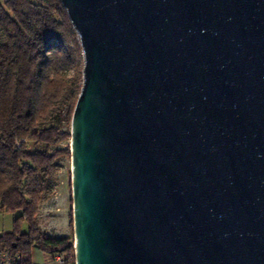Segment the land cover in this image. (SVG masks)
<instances>
[{"label": "water", "instance_id": "water-1", "mask_svg": "<svg viewBox=\"0 0 264 264\" xmlns=\"http://www.w3.org/2000/svg\"><path fill=\"white\" fill-rule=\"evenodd\" d=\"M62 2L76 264H264V0Z\"/></svg>", "mask_w": 264, "mask_h": 264}, {"label": "trees", "instance_id": "trees-1", "mask_svg": "<svg viewBox=\"0 0 264 264\" xmlns=\"http://www.w3.org/2000/svg\"><path fill=\"white\" fill-rule=\"evenodd\" d=\"M80 37L62 0H0V211H21L0 249L33 264L34 247L75 264V239L45 232L41 201L83 86ZM65 111L68 127L60 121ZM70 225L74 227L73 214ZM26 220L28 228H21Z\"/></svg>", "mask_w": 264, "mask_h": 264}, {"label": "rangeland", "instance_id": "rangeland-1", "mask_svg": "<svg viewBox=\"0 0 264 264\" xmlns=\"http://www.w3.org/2000/svg\"><path fill=\"white\" fill-rule=\"evenodd\" d=\"M57 124L63 130L67 129L68 124L65 111L62 113L60 121H57ZM71 138L60 143L58 148H70L71 151ZM71 156L64 154L58 158L55 171L50 177L45 178L46 192L43 200L41 201V210L38 215V223L48 234H54L58 236H66L70 234V217H72L73 214ZM20 213L21 211H0V233L11 231L14 228V219ZM50 219H55L53 221H58L54 232V229L49 223ZM20 225L24 230L28 228V223L26 220H22ZM71 229H73L72 232H74V227L71 226ZM48 255L52 258V261L46 263L45 252L37 247H34L32 250V259L34 264H60L59 260H57L55 256L52 254Z\"/></svg>", "mask_w": 264, "mask_h": 264}, {"label": "built area", "instance_id": "built-area-1", "mask_svg": "<svg viewBox=\"0 0 264 264\" xmlns=\"http://www.w3.org/2000/svg\"><path fill=\"white\" fill-rule=\"evenodd\" d=\"M23 256L21 254H12L8 250L0 249V264H22ZM59 262L62 264L63 259L58 257Z\"/></svg>", "mask_w": 264, "mask_h": 264}, {"label": "crops", "instance_id": "crops-1", "mask_svg": "<svg viewBox=\"0 0 264 264\" xmlns=\"http://www.w3.org/2000/svg\"><path fill=\"white\" fill-rule=\"evenodd\" d=\"M53 220H55V219H53ZM53 220L50 219L49 223H50L51 227L54 229V230H53V232H54L55 229H56V225H57L58 221H53ZM52 224H53V225H52ZM69 229H70V234H68L67 236H71L72 234H74V232H72L73 229H71V225L69 226ZM52 235H54V234H52ZM57 236H58V235H57ZM43 252H44V251H43ZM56 258H57V260H58V256H57ZM50 261H52V258L48 255V253L45 252V262L47 263V262H50ZM33 264H34V262H33ZM60 264H61V263H60Z\"/></svg>", "mask_w": 264, "mask_h": 264}]
</instances>
